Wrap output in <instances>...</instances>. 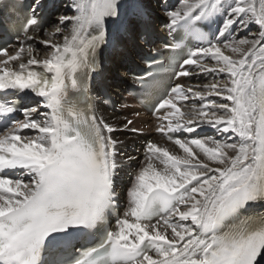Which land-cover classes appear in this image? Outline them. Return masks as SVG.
<instances>
[{
	"label": "snow or ice",
	"instance_id": "snow-or-ice-1",
	"mask_svg": "<svg viewBox=\"0 0 264 264\" xmlns=\"http://www.w3.org/2000/svg\"><path fill=\"white\" fill-rule=\"evenodd\" d=\"M3 7L19 15L0 20L16 38L0 44V264H264V0L163 6L161 59L133 79L180 151L149 140L143 160L114 136L133 120L110 124L91 92L145 0H66L51 30L46 0Z\"/></svg>",
	"mask_w": 264,
	"mask_h": 264
},
{
	"label": "bare ground",
	"instance_id": "bare-ground-1",
	"mask_svg": "<svg viewBox=\"0 0 264 264\" xmlns=\"http://www.w3.org/2000/svg\"><path fill=\"white\" fill-rule=\"evenodd\" d=\"M153 1L154 0H145V3L150 5L152 8H154L155 6L152 5ZM65 2L66 0H63L60 5V9L52 15L53 23L50 24V26H48L46 29L48 30L52 29L53 24L56 20V17L63 11L62 5ZM68 14H72V13L69 12ZM155 14H158L155 17L156 19H163L161 16L162 12L160 10H158ZM29 34L35 35V33H29ZM244 34L245 33H241V35H244ZM39 47L42 48L43 46H39ZM129 48L130 47L127 45L126 50H129ZM41 55H43V53H41ZM131 55L133 56L134 59H131V58L124 59L123 58V60L125 61V64L122 65L121 53H115L110 58V63L108 66L109 75L110 76L115 75L118 72V70L120 71L121 69H124L127 62L131 63L132 65H135V63L136 64L139 63L140 60L138 58V55L137 54H131ZM123 72L124 71L121 70V72L119 73H123ZM201 77L202 76H200L199 78L195 76L185 77V78H181V81L184 82L186 85L191 86L195 84L208 83L214 79L213 75H209V79H206L205 76H203V78ZM124 78H125L124 75L121 76V78H116L117 84L110 86V93L116 100H122L124 98V95L122 92V87L125 84ZM120 103H121L120 105L121 111L119 113L117 112L111 113L109 112L108 108L97 107L96 114L98 116H102L106 121H108L110 124L114 125L118 129H123V124L126 122L127 119L133 120V124L130 126L129 129L117 131L114 134V136L122 142V144L119 146V150L123 158L126 159L128 155H132L136 157L137 160H143L144 158L143 153H142L144 152L143 147L149 140L161 146L168 147L170 151L179 153L180 150L175 145H173L170 141H166L160 134L155 132V128L157 127L159 123L156 116H150L146 113L141 112L139 108L136 106V104L133 103L132 99L130 98H126L125 100L120 101ZM136 113H139V115H136ZM131 128H135L137 129V131L134 133L131 131ZM209 136H215L218 139V136L216 134H212ZM134 170H135V164L131 168L125 166V168H123L117 176V177H121V185L117 189V192L120 195L124 206L126 203L125 201L126 190H127V187L129 186L130 176Z\"/></svg>",
	"mask_w": 264,
	"mask_h": 264
},
{
	"label": "rangeland",
	"instance_id": "rangeland-1",
	"mask_svg": "<svg viewBox=\"0 0 264 264\" xmlns=\"http://www.w3.org/2000/svg\"><path fill=\"white\" fill-rule=\"evenodd\" d=\"M131 59H134V58L132 57ZM119 72H121V71L118 70L117 73L119 74ZM120 77H121V73H120ZM161 138H162V137H161ZM147 142H148V141H147ZM142 153H143V156H144V152H142Z\"/></svg>",
	"mask_w": 264,
	"mask_h": 264
}]
</instances>
